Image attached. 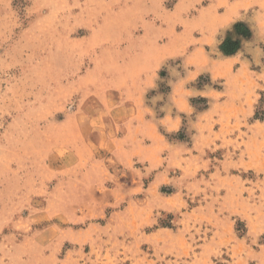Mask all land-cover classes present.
I'll return each instance as SVG.
<instances>
[{
  "label": "rangeland",
  "instance_id": "374dc122",
  "mask_svg": "<svg viewBox=\"0 0 264 264\" xmlns=\"http://www.w3.org/2000/svg\"><path fill=\"white\" fill-rule=\"evenodd\" d=\"M249 2L0 0V264H264Z\"/></svg>",
  "mask_w": 264,
  "mask_h": 264
},
{
  "label": "clouds",
  "instance_id": "9594fccd",
  "mask_svg": "<svg viewBox=\"0 0 264 264\" xmlns=\"http://www.w3.org/2000/svg\"><path fill=\"white\" fill-rule=\"evenodd\" d=\"M240 7L243 10L242 14H246L247 12H249V10H252L253 15L250 17V20L256 26L254 29L255 38L250 44L244 45L245 51H243V56H241V59L246 58L245 53H247V56L251 57V63L260 68V71L258 73H252L251 75L256 80L264 81V48L260 46L261 43H264V0H250L249 3L243 4ZM183 67L185 68L184 64ZM177 73L178 72L174 71V74L177 75ZM186 76L187 74L184 77L177 79L173 84H178L180 80L185 79ZM168 99L169 104H171L172 108H176L179 96H177V100H172L170 99V97ZM168 106L169 105L163 106L161 110L166 111V115L164 117L171 118L161 119L159 123L160 126H163L168 132H175L179 130L176 127L177 121L172 113L168 110ZM184 113L191 114L187 109L184 111Z\"/></svg>",
  "mask_w": 264,
  "mask_h": 264
},
{
  "label": "crops",
  "instance_id": "0c3cea01",
  "mask_svg": "<svg viewBox=\"0 0 264 264\" xmlns=\"http://www.w3.org/2000/svg\"><path fill=\"white\" fill-rule=\"evenodd\" d=\"M116 89H117V87H116ZM117 90L119 91V94L123 96V99L121 100V102L116 104L117 107L115 108V110L113 111V114H112V116L114 118H110V119H111V121H119V122L131 121V114H132L131 112L133 111L132 110L133 106H131L132 100L129 99V97H131L130 87L129 88L122 87L120 90L119 89H117ZM117 111H120V116H115V112L117 113ZM98 117L92 118L90 121H93L94 119H98ZM107 130L108 129L102 128L104 135L107 134ZM83 135H85V133H83Z\"/></svg>",
  "mask_w": 264,
  "mask_h": 264
}]
</instances>
